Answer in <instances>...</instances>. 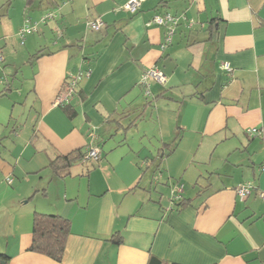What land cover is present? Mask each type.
<instances>
[{"label": "crops", "instance_id": "crops-1", "mask_svg": "<svg viewBox=\"0 0 264 264\" xmlns=\"http://www.w3.org/2000/svg\"><path fill=\"white\" fill-rule=\"evenodd\" d=\"M5 1L0 72L31 73L15 94L5 80L0 96V256L8 257L0 264H147L150 254L264 264V0H145L134 13L119 9L128 0ZM47 12L54 16L42 22ZM166 13L177 17L170 42L167 26L149 23ZM97 18L104 26L93 30ZM26 20L34 31L22 41ZM153 65L165 81H150L146 95L140 78ZM76 73L81 94L60 101ZM139 106L140 118L129 113ZM20 107L30 121L23 128L21 113L12 115ZM250 127L262 135H248ZM203 143L215 161L177 207L156 179L181 178L185 156ZM91 146L96 163L85 155L59 173L50 168L56 155ZM180 148L186 153L175 156ZM245 181L252 191L240 200ZM35 211L71 223L60 262L28 249Z\"/></svg>", "mask_w": 264, "mask_h": 264}, {"label": "trees", "instance_id": "trees-1", "mask_svg": "<svg viewBox=\"0 0 264 264\" xmlns=\"http://www.w3.org/2000/svg\"><path fill=\"white\" fill-rule=\"evenodd\" d=\"M34 0H26L27 6L31 4ZM42 2L44 0H38ZM49 1V0H46ZM11 0H6L5 4L9 5ZM215 19L212 18L208 22V28L211 32ZM212 35V34H210ZM209 35V36H210ZM42 49L38 50L35 54L31 55L37 56L41 53ZM74 87L73 94H81L80 90ZM9 90V84L4 81L3 89L0 91V96L4 95L6 91ZM82 96L80 95V99ZM61 108L68 116H72L75 114V109L70 104H62ZM143 107L139 106L133 108V110H129V113H137L140 118L142 115ZM247 131V130H246ZM248 135H250L247 132ZM251 136H259V135H251ZM261 136V135H260ZM87 150L84 152L81 149L73 150L68 154H58L53 159L49 161L50 168L54 171V173H59V169L65 168L69 166L74 161L78 159H82L85 157ZM186 203V200L182 198V196L178 197V202L176 203L177 207L183 206ZM71 223L69 219L59 214H47L35 211L32 218V240L31 244L28 247L30 251H34L39 254L46 255L51 259L60 262L63 257V253L65 250L66 239L68 234L70 233ZM112 242L115 244H120L122 242V237L118 233H114L110 238ZM3 259H7L8 257L5 255L0 256ZM147 264H182L178 262H168L160 259L159 257L150 254Z\"/></svg>", "mask_w": 264, "mask_h": 264}, {"label": "built area", "instance_id": "built-area-1", "mask_svg": "<svg viewBox=\"0 0 264 264\" xmlns=\"http://www.w3.org/2000/svg\"><path fill=\"white\" fill-rule=\"evenodd\" d=\"M145 0H128L125 2L119 9L129 11L131 13L136 12L142 3ZM54 16V13L52 12H47L44 14V16L41 18V21H45L48 18H51ZM149 23L156 24V25H165L167 26V34H166V42H170L171 40V35L173 33V28L175 24L177 23V17L172 16L171 14H164V15H159L156 14L152 17ZM148 23V24H149ZM191 25V23L189 24ZM89 26L93 30H100L104 26V22L101 18L94 19L89 22ZM34 31V27L29 23L28 20L24 22V24L20 27L18 34L23 41L26 34L31 33ZM3 59L2 55L0 54V61ZM220 68L226 72H231L232 68L228 62H222L220 64ZM78 74L76 73L75 75L69 74L68 76V82L64 88V92L60 95L59 100L65 99L67 96H70L74 92V87L76 86L77 79H78ZM154 81V82H159L163 83L165 81V75L163 72L159 69L157 65H153L150 67L145 68L142 71L141 78H140V84L144 87V91L146 95H150V91L148 89L149 82ZM247 132L250 135H262L261 129L257 127H250L247 129ZM86 158L92 159L93 161H98L99 160V150L95 147H88L87 152H86ZM8 182H11V179H8ZM182 191V189H176L173 190V194ZM252 191V184L251 182L245 181L241 184H239L236 189V195L240 200L245 199ZM176 198L180 196V194L174 195ZM174 197V198H175ZM260 197L264 199V191L260 193Z\"/></svg>", "mask_w": 264, "mask_h": 264}, {"label": "rangeland", "instance_id": "rangeland-1", "mask_svg": "<svg viewBox=\"0 0 264 264\" xmlns=\"http://www.w3.org/2000/svg\"><path fill=\"white\" fill-rule=\"evenodd\" d=\"M2 62L3 61L1 60L0 65L2 64ZM4 68H8L6 63H5V65H3L0 68V71H2ZM27 68L29 69V67H19L17 69V71L10 69V70H5L4 73L0 72L1 73L0 74V83L4 82L5 80H8V81L13 80V83H12L13 86L11 87L12 90L8 92L9 94H13V93L15 94V92L18 91V87L22 86L21 82L23 80H26V79H24V77L26 75H28V73H31V70L29 69V72H28ZM3 102H6V99ZM23 110L20 107L18 109V111H16L15 114H12L13 118H14L13 120L15 121L17 119V114L21 113L22 116L19 118L20 120L19 119L17 120L18 121L17 124L19 123L21 128H23L25 120L27 119V117H26L27 111H25V110L23 111ZM14 121H13V123H14ZM27 123L30 124V121H27ZM196 151H192V153L190 155H188V153H187V155L185 156L188 160H184V161L187 162L186 166H188V167L187 168H184L186 166L183 167L184 169H183V174H182L181 178H178V177L174 178L173 177V178L168 179L167 178L168 176H165L164 171H163L162 177H159L156 179V182H157L156 185L158 186V188H160L162 190V193H164L165 196H167L169 198L170 197L174 198L175 197L174 195L182 194V191L185 189H186V193L192 192L193 191V188H192V180L193 179L192 178H194L195 175L198 173H204V174H202V177H204V178H205V176H208V171H210L209 169L215 161L216 154H211V152L205 151L204 150V143L201 145L200 149H198ZM185 153L186 152H183L182 148H180L176 153L177 155H175V156H180V155L184 156ZM210 159H211V161H210ZM86 161L90 164L93 160L87 159ZM93 162L96 163L97 161H93ZM188 181H189V184H188ZM178 188L182 189V191L173 194V190H176ZM175 199H176V197H175Z\"/></svg>", "mask_w": 264, "mask_h": 264}, {"label": "water", "instance_id": "water-1", "mask_svg": "<svg viewBox=\"0 0 264 264\" xmlns=\"http://www.w3.org/2000/svg\"><path fill=\"white\" fill-rule=\"evenodd\" d=\"M2 264H3V262H2Z\"/></svg>", "mask_w": 264, "mask_h": 264}]
</instances>
